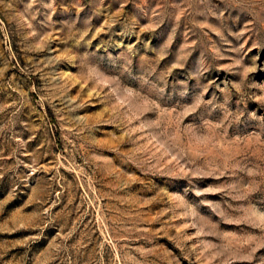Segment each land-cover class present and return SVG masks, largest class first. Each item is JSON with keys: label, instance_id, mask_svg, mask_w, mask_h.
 Here are the masks:
<instances>
[{"label": "rangeland", "instance_id": "374dc122", "mask_svg": "<svg viewBox=\"0 0 264 264\" xmlns=\"http://www.w3.org/2000/svg\"><path fill=\"white\" fill-rule=\"evenodd\" d=\"M0 264H264V0H0Z\"/></svg>", "mask_w": 264, "mask_h": 264}]
</instances>
